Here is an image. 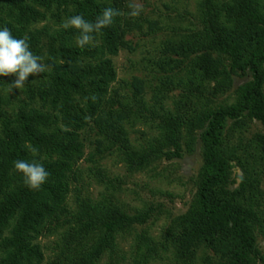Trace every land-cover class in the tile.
I'll return each mask as SVG.
<instances>
[{"label":"trees","instance_id":"obj_1","mask_svg":"<svg viewBox=\"0 0 264 264\" xmlns=\"http://www.w3.org/2000/svg\"><path fill=\"white\" fill-rule=\"evenodd\" d=\"M133 1L0 0V27L26 37L30 51L50 66L27 78V102L18 101L14 114L5 95L15 89L9 88L13 81L0 77V264H99L105 255L114 264L118 238L147 223L151 213L131 215L113 196L95 201L84 195L86 146L94 147L88 173L105 184L101 160L113 148L141 169L163 157L181 158L183 145L193 153L197 131H203L204 163L196 199L166 228L163 249L184 264H257V232L264 233V132L254 127L264 131V0H202L201 30L160 52L156 64L170 76L154 90L151 107L141 80H134L130 98L112 89V58L133 49L128 38L143 22L151 30L157 25L130 16ZM105 8L118 15L87 46L77 45L78 30L62 27L74 15L94 23ZM45 22L56 28H37ZM239 73L252 80L229 104L221 98ZM172 86L180 93L170 109L164 101ZM146 111L159 135L137 149L127 126L147 120ZM19 159L37 161L49 172L39 190L14 169ZM236 168L241 177L234 178ZM48 238H55L53 244L41 243ZM139 243L155 251L148 236Z\"/></svg>","mask_w":264,"mask_h":264},{"label":"rangeland","instance_id":"obj_2","mask_svg":"<svg viewBox=\"0 0 264 264\" xmlns=\"http://www.w3.org/2000/svg\"><path fill=\"white\" fill-rule=\"evenodd\" d=\"M201 1L134 0V8L142 5L139 15L157 25L155 30H151L149 24L143 22L142 30L135 31L128 38L133 49L121 50L118 56L112 58L117 72V79L112 89L130 98L134 80H141L145 84V102L150 107L154 106L155 102L152 100L154 90L162 88V82L170 76L165 69L156 64L161 57L160 52L165 44L201 30L203 21L199 7ZM46 23L56 28L52 22L41 23L37 28H42ZM14 79V76H5L7 84ZM174 80L176 82V78ZM251 80L250 73H239L238 76H234L230 92L221 99L229 104L233 103L236 92ZM171 88L173 90L168 94L170 98L164 101L170 109L173 108V99H177L180 93L179 90L174 91L173 86ZM25 90L26 85L21 89L5 91V95L12 100V104L7 109L10 114L16 112L18 101L27 102L23 94ZM37 101L34 102L36 107L41 108L42 103ZM143 117L147 120L143 118L135 122L132 120L131 125L127 126L129 139L137 149L151 144L159 135L156 130L157 122H153L156 119L152 118L151 113L146 111ZM254 130L264 132L260 124H256ZM202 132L195 133L196 143L193 153L187 152L183 145L181 158L168 160L163 157L141 169L126 161L120 147L113 148L101 160V167L108 177L105 184H99L93 175H89L88 172L93 165L87 158L94 151V147L86 146L85 156L80 164L84 173V195L95 201L103 196H113L131 215L137 212L151 213L147 223L134 226L118 238L120 256L113 260L114 264H143V257L146 255L148 257L146 264H184L181 261L176 262L172 253L163 249L167 245L163 236L171 222L186 214L196 199V181L204 163L200 140ZM234 172V178L241 177L239 169L236 168ZM73 199L74 195L71 194L70 202ZM142 235L148 236L153 241L152 247L155 251L152 254L147 252L146 246L139 243ZM54 241L55 238H48L41 240V243L48 246ZM257 243L260 254L257 264H264V233L260 231L257 232ZM99 264H111L109 256L105 255Z\"/></svg>","mask_w":264,"mask_h":264},{"label":"clouds","instance_id":"obj_3","mask_svg":"<svg viewBox=\"0 0 264 264\" xmlns=\"http://www.w3.org/2000/svg\"><path fill=\"white\" fill-rule=\"evenodd\" d=\"M142 10V5H137L129 15L138 16ZM118 13L112 8H105L95 22L85 20L82 15L69 17L62 27L65 29L73 28L78 30L77 45L84 47L94 39V33H99L102 29L113 23V18ZM42 58L34 55L29 49L27 38H15L7 27H0V77L14 76L10 88H24L27 78L44 73L50 67L41 62ZM35 152V149H32ZM14 169L22 174L24 183L33 190H39L47 181L49 172L45 167L37 162H27L19 159L13 162Z\"/></svg>","mask_w":264,"mask_h":264}]
</instances>
